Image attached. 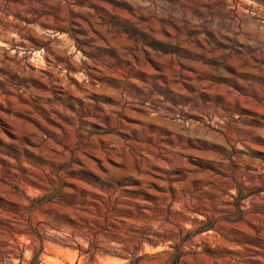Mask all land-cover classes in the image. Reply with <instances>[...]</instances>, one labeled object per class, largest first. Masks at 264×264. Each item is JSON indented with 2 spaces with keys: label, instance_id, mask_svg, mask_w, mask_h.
Instances as JSON below:
<instances>
[{
  "label": "rangeland",
  "instance_id": "rangeland-1",
  "mask_svg": "<svg viewBox=\"0 0 264 264\" xmlns=\"http://www.w3.org/2000/svg\"><path fill=\"white\" fill-rule=\"evenodd\" d=\"M0 264H264V0H0Z\"/></svg>",
  "mask_w": 264,
  "mask_h": 264
}]
</instances>
